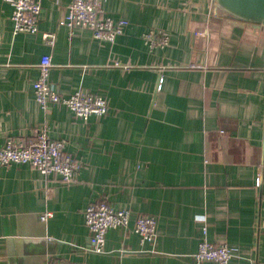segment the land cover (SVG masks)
Here are the masks:
<instances>
[{
	"label": "crops",
	"instance_id": "1",
	"mask_svg": "<svg viewBox=\"0 0 264 264\" xmlns=\"http://www.w3.org/2000/svg\"><path fill=\"white\" fill-rule=\"evenodd\" d=\"M71 1L40 0L31 34L14 32L0 0V149L45 129L82 164L72 183L0 166V264H198L204 228L237 248L232 264H264V37L220 20L210 0H104V15L128 25L99 41L62 24ZM45 55L59 94L103 96L108 113L44 112L34 83ZM102 201L131 223L95 253L84 212ZM144 215L158 221L155 243L133 230Z\"/></svg>",
	"mask_w": 264,
	"mask_h": 264
},
{
	"label": "built area",
	"instance_id": "2",
	"mask_svg": "<svg viewBox=\"0 0 264 264\" xmlns=\"http://www.w3.org/2000/svg\"><path fill=\"white\" fill-rule=\"evenodd\" d=\"M12 7L11 21L14 32H27L35 34L39 29L42 14L40 0H5ZM104 0H72L66 18L62 24L69 28H88L93 32L95 39L99 41L115 42L121 35L127 20H113L104 15ZM202 35V33H198ZM43 39L49 44L55 43L56 35L43 34ZM151 44L156 43V36L152 33L145 36ZM160 45L168 43L167 37L158 39ZM53 67L51 57L45 55L39 63V78L34 83L36 101L44 112L50 111L52 104H60L67 107L78 118L87 121L91 116L102 118L109 111L107 100L100 95L92 94L80 89L72 95L65 97L59 94L50 82V73ZM28 165L38 170L42 175L57 174L65 183H72L76 173L82 164L72 155L64 151L61 141H53L49 138L45 129L39 130L33 142L25 143L14 137L7 139L0 149V166ZM86 225L90 231L91 250L95 253H103L110 230L127 229L131 223V211L117 210L107 201L90 204L84 212ZM52 214H43V221H47ZM158 221L154 216H138L134 232L138 234L143 243H155L157 239ZM207 229H203V238L194 255L198 264L212 261L216 264H232V259L237 253V248L226 244L219 245L210 242ZM54 264V263H51ZM85 264V263H78Z\"/></svg>",
	"mask_w": 264,
	"mask_h": 264
},
{
	"label": "water",
	"instance_id": "3",
	"mask_svg": "<svg viewBox=\"0 0 264 264\" xmlns=\"http://www.w3.org/2000/svg\"><path fill=\"white\" fill-rule=\"evenodd\" d=\"M210 1L220 20L264 37V0Z\"/></svg>",
	"mask_w": 264,
	"mask_h": 264
}]
</instances>
